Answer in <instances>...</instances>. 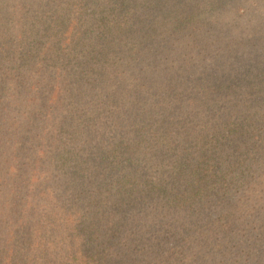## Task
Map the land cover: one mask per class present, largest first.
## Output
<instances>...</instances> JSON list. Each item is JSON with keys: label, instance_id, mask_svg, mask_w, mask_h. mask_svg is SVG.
<instances>
[{"label": "trees", "instance_id": "1", "mask_svg": "<svg viewBox=\"0 0 264 264\" xmlns=\"http://www.w3.org/2000/svg\"><path fill=\"white\" fill-rule=\"evenodd\" d=\"M0 264H264V0H0Z\"/></svg>", "mask_w": 264, "mask_h": 264}]
</instances>
